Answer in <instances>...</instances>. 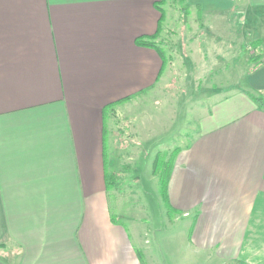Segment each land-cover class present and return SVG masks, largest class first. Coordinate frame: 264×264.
Masks as SVG:
<instances>
[{
  "label": "crops",
  "instance_id": "0c3cea01",
  "mask_svg": "<svg viewBox=\"0 0 264 264\" xmlns=\"http://www.w3.org/2000/svg\"><path fill=\"white\" fill-rule=\"evenodd\" d=\"M187 2L207 51L217 36L264 50V0ZM164 4L0 0V264H143L137 226L113 216L108 166L116 111L167 81ZM250 59L242 83L208 68V108L168 158V213L186 226L178 264H264V63Z\"/></svg>",
  "mask_w": 264,
  "mask_h": 264
},
{
  "label": "rangeland",
  "instance_id": "374dc122",
  "mask_svg": "<svg viewBox=\"0 0 264 264\" xmlns=\"http://www.w3.org/2000/svg\"><path fill=\"white\" fill-rule=\"evenodd\" d=\"M183 7L189 8L188 15ZM163 9L171 26L170 35L159 43H163L170 68L163 78L167 81L155 86L152 95L142 96L141 101L138 99L116 111L119 112L115 116L118 132L113 160L108 166L118 186L117 189L111 186L113 216L115 219L120 217L129 228L134 224L137 226L139 237L134 241L143 256V264L149 263L146 259L149 247L153 249L156 264H178V258L185 252L181 247L186 239L185 221L168 213L160 177L153 173L156 155L163 152L165 155L162 153V156L168 160L177 145L192 141L199 117L208 108V103L203 100L208 93L203 88L206 80L202 78L208 68L218 70L215 80L225 75L227 80L237 82L240 78L238 83H242V70L250 67L246 60L263 51V48L258 51L253 42L242 35V40L238 41H221L217 36L218 41L213 39L211 44H216L218 51H207L208 44L201 38L204 37V26L200 25L195 10H190L187 0H167ZM225 44L230 45L229 48L220 49ZM222 51L228 55L224 64L228 65V71L222 68L224 65L213 64L216 59L213 55ZM207 53L208 57L204 58ZM221 60L223 58H219ZM255 63L251 62V68ZM134 125L142 130L138 135L130 132ZM132 145L137 148L130 152ZM169 149L171 151L167 152ZM117 194L119 201L115 197Z\"/></svg>",
  "mask_w": 264,
  "mask_h": 264
},
{
  "label": "trees",
  "instance_id": "16d2710c",
  "mask_svg": "<svg viewBox=\"0 0 264 264\" xmlns=\"http://www.w3.org/2000/svg\"><path fill=\"white\" fill-rule=\"evenodd\" d=\"M162 1V0H161ZM162 12V17H164V13L162 10H160ZM161 17V18H162ZM156 36H153L150 39H155ZM139 43L144 44V45H154V42H150V41H144L143 40H139ZM261 41L260 40H256L255 42H253V45L258 48L260 47ZM259 56L257 57H251L250 61L253 62H257L256 64H263L264 63V50L258 54ZM260 60V61H259ZM255 100L259 103V104H263V99H264V95H260L259 97H254ZM162 153H158L156 155L155 161H154V168H153V173L155 175H158L160 177V184H161V193L163 196L164 201L167 203L168 205V180H169V174H170V169H169V165L171 163V161L166 160L163 156ZM164 154V153H163ZM165 155V154H164ZM108 181V180H107ZM108 185L109 187L116 185V177L115 175L112 173L110 175L109 181H108ZM168 207H170L168 205ZM141 259H143V256L140 254ZM143 262V261H142Z\"/></svg>",
  "mask_w": 264,
  "mask_h": 264
},
{
  "label": "built area",
  "instance_id": "2783aa9c",
  "mask_svg": "<svg viewBox=\"0 0 264 264\" xmlns=\"http://www.w3.org/2000/svg\"><path fill=\"white\" fill-rule=\"evenodd\" d=\"M230 1L235 2L236 0H230Z\"/></svg>",
  "mask_w": 264,
  "mask_h": 264
}]
</instances>
